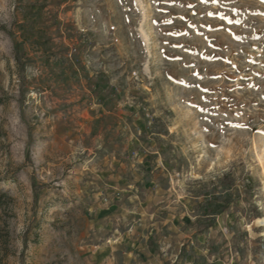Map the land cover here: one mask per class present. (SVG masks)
I'll list each match as a JSON object with an SVG mask.
<instances>
[{
	"label": "rangeland",
	"instance_id": "rangeland-1",
	"mask_svg": "<svg viewBox=\"0 0 264 264\" xmlns=\"http://www.w3.org/2000/svg\"><path fill=\"white\" fill-rule=\"evenodd\" d=\"M0 26L26 64L0 30V264H104L95 199L188 217L222 175L211 263L264 264V0H0Z\"/></svg>",
	"mask_w": 264,
	"mask_h": 264
},
{
	"label": "crops",
	"instance_id": "crops-1",
	"mask_svg": "<svg viewBox=\"0 0 264 264\" xmlns=\"http://www.w3.org/2000/svg\"><path fill=\"white\" fill-rule=\"evenodd\" d=\"M161 184L158 180H151L148 183L157 196L166 191ZM127 200H129L127 195L115 197L112 194L105 202L102 199H95L89 204L90 210L102 227L111 224V233L106 229L104 237L106 242H103L101 249L104 259L100 263L212 264L211 259H214L223 245L221 225L226 222L223 215L216 216L213 225L197 234L194 239V233L202 229V218L196 221L198 216L193 212L188 217L169 214L166 218L147 219L137 225L140 218L126 211ZM161 204L164 208H173L172 203L167 200ZM115 218H118V222ZM123 228L125 230L121 231Z\"/></svg>",
	"mask_w": 264,
	"mask_h": 264
},
{
	"label": "trees",
	"instance_id": "trees-1",
	"mask_svg": "<svg viewBox=\"0 0 264 264\" xmlns=\"http://www.w3.org/2000/svg\"><path fill=\"white\" fill-rule=\"evenodd\" d=\"M62 26V23H56V27L59 30ZM0 30H4L8 33V35L12 38V48H13V56L18 67V73L20 79L24 78L25 72V61L23 60V53H22V42H18L13 39L12 34L10 31H7L4 26H0ZM114 89H111V92ZM234 185V180L229 175H222L219 179L216 180V183L212 185V187L208 190L209 193L205 195L203 201L199 203L196 211H193L196 218V221L202 218V229H199L194 233L193 238L199 233H202L204 229L209 228L216 217V215L226 212L228 210L229 204L232 201L231 193L229 189ZM37 200V194H34V201ZM195 242V240H194ZM197 242V241H196ZM210 243L213 241H209ZM23 247L20 253L21 257L24 254V251L27 248V241L23 239L22 241Z\"/></svg>",
	"mask_w": 264,
	"mask_h": 264
}]
</instances>
